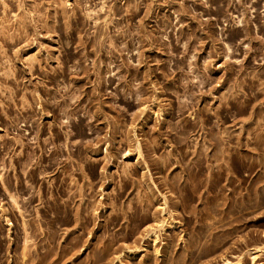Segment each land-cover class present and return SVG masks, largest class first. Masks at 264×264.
<instances>
[{
	"label": "rangeland",
	"instance_id": "rangeland-1",
	"mask_svg": "<svg viewBox=\"0 0 264 264\" xmlns=\"http://www.w3.org/2000/svg\"><path fill=\"white\" fill-rule=\"evenodd\" d=\"M0 264H264V0H0Z\"/></svg>",
	"mask_w": 264,
	"mask_h": 264
}]
</instances>
